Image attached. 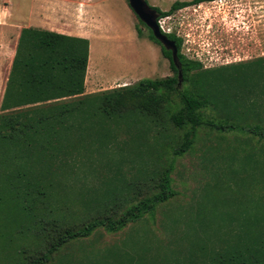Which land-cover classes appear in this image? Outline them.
<instances>
[{
  "label": "trees",
  "instance_id": "1",
  "mask_svg": "<svg viewBox=\"0 0 264 264\" xmlns=\"http://www.w3.org/2000/svg\"><path fill=\"white\" fill-rule=\"evenodd\" d=\"M213 1L176 2L168 12L152 8L159 22L176 11ZM149 31L175 75L86 94L89 40L37 28L22 30L0 114V257L12 258L6 264H53L62 250L73 248L84 251L79 256L68 254L59 264H264L263 214L214 232L212 227L206 232L201 226L198 235L179 240L138 234L136 226L145 221V215H154L160 204L176 195L171 169L163 172L159 192L133 204L116 219H94L80 228H65L64 220L73 215L65 219L68 210L59 211L50 202L48 191L58 185L56 176L75 172L74 154H100L104 140L117 141L124 125H142L136 136L143 142H148L151 128L159 129L164 144L157 148L168 146L165 140L172 138L166 133L168 125L186 130L184 142L174 151L181 156L192 148L202 126L232 131L242 129L241 122L248 124V119L235 120V125L208 122L204 109L230 117L238 114L235 118L259 110L246 102L256 97L257 77L264 79V59L257 60L258 68L243 63L205 69L182 54L181 38L163 32L178 48L183 83L188 84L181 90L172 53ZM251 132L264 140L261 125ZM153 149L152 156L160 159V152ZM196 225L190 226L200 230ZM128 228L126 237L113 245H83L99 229L117 234Z\"/></svg>",
  "mask_w": 264,
  "mask_h": 264
},
{
  "label": "rangeland",
  "instance_id": "2",
  "mask_svg": "<svg viewBox=\"0 0 264 264\" xmlns=\"http://www.w3.org/2000/svg\"><path fill=\"white\" fill-rule=\"evenodd\" d=\"M191 1L148 0V3L168 12L176 2ZM38 13L63 19L72 17L76 31L95 37L92 63L104 75L111 73L118 78L110 84L103 82L100 92L135 85L143 79L159 80L175 75L161 46L151 41L148 27L132 11L128 0H0V114L4 64L12 58L14 49L10 36L16 37L23 16L35 20ZM159 22L163 32L183 40L182 54L202 63L205 69L243 63L258 68L257 60L264 59V0L205 2L176 11ZM256 83V97L251 103L246 102L259 108L256 112L239 114V118H235L238 114L230 117L211 108L202 112L204 120L219 125H235L238 119H248V124L241 122L242 129L232 131L202 126L192 148L181 156L174 151L184 142L186 130H178L171 124L166 133L172 138L165 140L166 147L156 146L164 144L159 129L151 128L148 142H143L136 136L142 125L129 124L118 131L117 141L104 140L100 154L76 152L72 159L75 172L57 175L58 185L48 191L50 202L59 211L68 210L65 219L73 215L64 220L65 228H80L94 219L118 218L133 204L159 192L162 174L169 169L176 195L160 204L154 215H145V221L136 226L138 234L179 240L182 236L198 235L201 226H205L206 232L212 227L214 232L221 226L264 215V140L251 132L256 125H261L264 132L263 76H258ZM186 86L183 83L180 89ZM154 146L160 159L151 154ZM192 224L200 226V230H193ZM129 230L112 234L99 229L83 245L98 248L113 245L122 241ZM82 251L64 249L53 264H59L68 254L79 256ZM0 259V264L12 260L4 255Z\"/></svg>",
  "mask_w": 264,
  "mask_h": 264
},
{
  "label": "crops",
  "instance_id": "3",
  "mask_svg": "<svg viewBox=\"0 0 264 264\" xmlns=\"http://www.w3.org/2000/svg\"><path fill=\"white\" fill-rule=\"evenodd\" d=\"M39 14V13H38ZM51 18V21L49 19ZM73 18L67 17V19H63V17L54 15V17H47L42 16L41 14L37 15L36 19H30L28 16H23L19 23L21 24V28L16 31V37L10 36V40L12 44L14 43V49L12 50V58L6 59L3 70V77L5 80V85L3 88V94L6 89L7 81L9 79L11 68L13 64V60L16 54V49L19 43V39L24 28H37L45 31L55 32L61 35L80 38V39H87L90 42V56H89V63H88V70L85 82V91L86 94H95L101 91L100 86L105 84H110L115 82L118 78L117 75L108 73L104 75L100 70L99 66H95V63H92L94 60V49H93V41L94 36L90 35H82L83 31H76V28L73 26ZM149 49L152 51V46L149 45ZM91 71L93 75L90 76ZM132 75V74H131ZM136 75V74H135ZM137 76V75H136ZM92 78V81H90ZM2 94V95H3Z\"/></svg>",
  "mask_w": 264,
  "mask_h": 264
},
{
  "label": "water",
  "instance_id": "4",
  "mask_svg": "<svg viewBox=\"0 0 264 264\" xmlns=\"http://www.w3.org/2000/svg\"><path fill=\"white\" fill-rule=\"evenodd\" d=\"M129 6L136 14L138 19L145 24L153 33L154 37L167 50L172 52V61L179 70V86L183 83V73L181 71L180 61L178 57V48L176 43L170 40L159 26V14L147 0H128Z\"/></svg>",
  "mask_w": 264,
  "mask_h": 264
},
{
  "label": "built area",
  "instance_id": "5",
  "mask_svg": "<svg viewBox=\"0 0 264 264\" xmlns=\"http://www.w3.org/2000/svg\"><path fill=\"white\" fill-rule=\"evenodd\" d=\"M159 23V26H160V28L162 29V31H163V27L160 25V22H158Z\"/></svg>",
  "mask_w": 264,
  "mask_h": 264
},
{
  "label": "flooded vegetation",
  "instance_id": "6",
  "mask_svg": "<svg viewBox=\"0 0 264 264\" xmlns=\"http://www.w3.org/2000/svg\"><path fill=\"white\" fill-rule=\"evenodd\" d=\"M171 52V51H170ZM172 53V52H171ZM170 65H171V63H170ZM181 66V65H180Z\"/></svg>",
  "mask_w": 264,
  "mask_h": 264
}]
</instances>
